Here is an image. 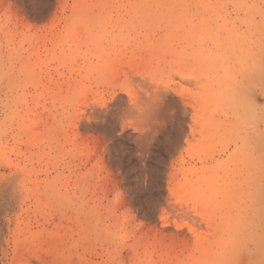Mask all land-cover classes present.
I'll return each instance as SVG.
<instances>
[{
  "label": "rangeland",
  "instance_id": "1",
  "mask_svg": "<svg viewBox=\"0 0 264 264\" xmlns=\"http://www.w3.org/2000/svg\"><path fill=\"white\" fill-rule=\"evenodd\" d=\"M263 42L264 0H0V264H264Z\"/></svg>",
  "mask_w": 264,
  "mask_h": 264
},
{
  "label": "bare ground",
  "instance_id": "2",
  "mask_svg": "<svg viewBox=\"0 0 264 264\" xmlns=\"http://www.w3.org/2000/svg\"><path fill=\"white\" fill-rule=\"evenodd\" d=\"M169 1V0H168ZM152 2V1H151ZM141 3V2H140ZM162 4V3H161ZM180 5V4H179ZM138 8H142V7H138ZM144 8V7H143ZM146 8V7H145ZM175 8V7H174ZM180 8V7H179ZM189 8V7H188ZM147 9V8H146ZM150 9V8H149ZM176 9V8H175ZM178 9V8H177ZM163 10V9H162ZM133 12V11H132ZM156 13V12H155ZM155 13H154V15H155ZM165 13V12H164ZM172 13V12H171ZM161 14V13H160ZM168 14V13H167ZM183 14V13H182ZM148 15H150V13L148 14ZM153 15V16H154ZM158 16H159V14H157ZM139 16H142V14L141 15H139ZM157 16V17H158ZM163 16H165V17H162V15H160V20L162 19V18H169V17H171L172 18V16H167V15H163ZM150 17V16H149ZM155 17V16H154ZM140 18V17H139ZM156 18V17H155ZM141 19V18H140ZM163 20V19H162ZM165 20H168V19H165ZM115 21H116V19H115ZM172 21V20H171ZM170 21V22H171ZM114 22V21H113ZM122 22H123V20H122ZM165 23L166 24H168V22L167 21H165ZM172 24H173V22H172ZM192 24V23H191ZM127 26V25H126ZM191 32H194V31H190V33ZM262 32V31H261ZM188 33H189V31H188ZM188 33H186V34H188ZM191 34H193V33H191ZM234 36V35H233ZM261 35H259V37H260ZM188 37H190V35L188 36ZM193 38L194 37H196V35H193L192 36ZM263 39V38H262ZM230 40V39H229ZM258 40V39H257ZM225 43V42H224ZM260 43V45L262 44L261 42H259ZM264 43V42H263ZM226 44V43H225ZM237 44V43H236ZM251 44H253V41L251 42ZM188 45V44H187ZM220 45V44H219ZM238 45V44H237ZM249 45V44H248ZM221 46V45H220ZM224 46V45H223ZM262 46V45H261ZM222 47V46H221ZM237 47V46H236ZM235 46H234V44H233V42L231 41V43H230V45H228L227 47H225V48H223V50L221 49V55L222 56H230V54L231 55H234V56H237V58H235L234 59V57H233V59L234 60H237V61H235V62H237V69H242V70H246V69H250L251 67L253 68V64H255L256 62L258 63V61H259V59H255V56H252V53L250 54L249 52H247L246 51V48H245V50H244V48H236ZM263 47V46H262ZM187 48V47H186ZM220 48V47H219ZM255 48V47H254ZM259 48V51L258 52H261V56H263L262 54H264V51L262 52L261 50H260V48L261 47H258ZM194 49H195V47H194ZM218 49V48H217ZM256 49V48H255ZM263 49V48H262ZM220 50V49H219ZM250 50H252L251 48H250ZM198 52V51H197ZM217 52H219V51H217ZM202 53H203V51H202ZM257 53V52H256ZM255 52H253V54H256ZM211 55H213V53L211 54ZM100 56V55H99ZM228 56V57H229ZM261 56H258V57H260V59L262 58ZM264 57V56H263ZM209 58H211V57H209ZM212 58H215L214 56L212 57ZM216 58H218V57H216ZM232 58V57H231ZM102 59H103V57H102ZM204 59V58H203ZM219 59H221V56H220V58ZM222 59H223V57H222ZM227 59V58H226ZM230 59V58H229ZM253 59H255L256 60V62L254 63V60ZM262 59H264V58H262ZM223 60H225V59H223ZM222 60V61H223ZM225 61H227V60H225ZM261 62H262V66L260 65V71L258 72V70L256 71L255 69H253V72L254 71H256V72H258V76L257 75H255V74H257L256 72H255V74L254 73H252V76H251V80H253V79H257V78H255V77H259L260 78V80H262V81H264V61L263 60H261ZM253 63V64H252ZM255 64L258 68H259V63L258 64ZM254 65V66H255ZM254 68H256V67H254ZM247 71V70H246ZM250 71H251V69H250ZM255 76V77H254ZM253 78V79H252ZM260 80H258V81H260ZM254 82H257L256 80L254 81ZM258 83V82H257ZM247 85V84H246ZM233 86V85H232ZM245 86V85H244ZM245 88H246V86H245ZM244 89V88H243ZM258 89V88H257ZM230 91V90H229ZM245 97V96H244ZM246 100V99H245ZM246 104V103H245ZM238 107H239V105H237L236 106V116H237V120L239 121V123H244L243 121H242V119L245 121V120H247L246 118L244 119V116L245 115H243L244 113V111H242V113L243 114H241V113H239V109H238ZM248 112H250V111H248ZM252 113V112H251ZM264 113V112H263ZM263 115V114H262ZM250 121V120H249ZM260 122H261V120H259ZM262 121L264 122V116L262 117ZM244 125V124H243ZM262 126V125H261ZM260 126V127H261ZM264 127V126H263ZM263 127H261V128H263ZM260 129V128H259ZM254 130L253 131V133H254V135H252V136H246V137H243L242 139H241V143L240 144H236L235 145V148H234V153H237L241 148H243V147H250V146H252L253 148H261V147H264V130L263 131H260V130ZM251 133V132H250ZM252 134V133H251ZM239 143V142H238ZM251 186H252V188H253V191H252V194H251V196H253L254 198H256V197H264V172H262L261 174H255L254 173V177H251ZM248 194V193H247Z\"/></svg>",
  "mask_w": 264,
  "mask_h": 264
}]
</instances>
